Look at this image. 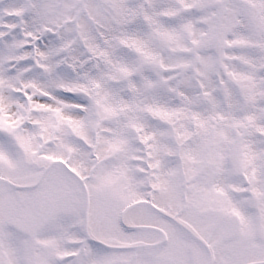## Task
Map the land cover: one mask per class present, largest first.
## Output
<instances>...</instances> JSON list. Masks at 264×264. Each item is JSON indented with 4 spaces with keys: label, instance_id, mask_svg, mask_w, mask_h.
Here are the masks:
<instances>
[{
    "label": "snow or ice",
    "instance_id": "6c2138e0",
    "mask_svg": "<svg viewBox=\"0 0 264 264\" xmlns=\"http://www.w3.org/2000/svg\"><path fill=\"white\" fill-rule=\"evenodd\" d=\"M0 264H264V0H0Z\"/></svg>",
    "mask_w": 264,
    "mask_h": 264
}]
</instances>
